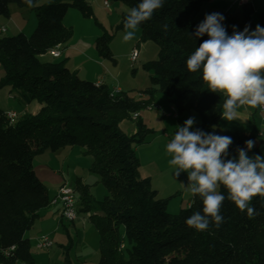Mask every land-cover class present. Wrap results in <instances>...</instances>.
Returning <instances> with one entry per match:
<instances>
[{"label":"trees","instance_id":"trees-1","mask_svg":"<svg viewBox=\"0 0 264 264\" xmlns=\"http://www.w3.org/2000/svg\"><path fill=\"white\" fill-rule=\"evenodd\" d=\"M36 1L32 0L36 26L29 36L22 32L0 35V87L9 86L24 104L39 103L35 112L16 114L13 121L0 108V261H32L24 233L50 201L46 186L33 169V158L48 150L78 145L92 156L89 170L107 191L95 200L88 184L80 179L74 182L78 212H88L97 229V264H264V196L252 198L249 206L257 214L249 218L247 210L242 212L221 184L217 192L225 196L221 207L224 222L219 228L210 223L204 231L189 227L186 220L192 214H203L202 199L192 194L189 206L168 212L169 197L158 196L149 177L140 175L135 152V145L152 129L139 116L134 119L133 133L120 127L123 118L139 113L153 93L160 91L178 101V113L197 112L199 121L193 130L231 137L230 157L236 156L237 148L246 147L247 140L255 141L249 156H264V138L257 130L217 128L227 95L211 92L202 70L193 73L186 67L187 58L209 38L207 34L194 37L199 24L195 16L203 0H163V7L139 26V40H152L158 46L157 58L142 65L153 71L156 88L145 89L149 98L140 99L123 91L112 94L106 84L80 78L65 66V60L41 61L40 55L71 37L72 28L62 23L68 7L87 17L92 10L87 0H50L35 5ZM118 1L129 8L121 14L118 26L124 29L127 14L141 0ZM10 3L28 6L25 0H0V16L8 15ZM212 12L225 17L222 23L229 35L233 25L236 31H243L246 25L250 31L257 24L264 27V14L258 15V22L253 21L251 2L242 4L241 16L231 10L213 9L209 14ZM95 47L113 60L105 35L96 38ZM11 246L14 248L7 254L3 252ZM62 264H72L67 252Z\"/></svg>","mask_w":264,"mask_h":264},{"label":"rangeland","instance_id":"rangeland-1","mask_svg":"<svg viewBox=\"0 0 264 264\" xmlns=\"http://www.w3.org/2000/svg\"><path fill=\"white\" fill-rule=\"evenodd\" d=\"M49 1L38 0L35 2V5L44 4ZM107 1L109 2V7L103 5V0H87L92 10V14L89 17L83 16L75 7H68L62 23L64 26L72 28V35L65 43L59 45L61 55L53 58L48 53H45L40 55L39 59L41 61L65 60V66L74 70L80 78L90 81L100 79L110 90H114L119 86L123 92H126L135 99H140L145 89L149 87L156 88V84L151 79L153 71L143 68L142 65L157 58L158 46L152 40H139L140 27L138 28L136 38L125 42L123 40L125 29L119 28L118 26L121 20V14L128 12L129 8L118 0ZM207 2V0H203L201 3L200 9L195 16L197 23H200L204 19L205 14H209L210 12V8L205 10V7H203ZM255 7H257V10L252 15V19L254 22H258L259 13L264 14V0H258L257 6ZM8 10L9 14L7 16H0V26L3 25L5 27V31H0V35L12 36L22 32L26 36H29L36 26V18L32 6H19L16 3H10ZM203 13L204 17H201ZM101 35L107 37V45L113 60L101 55L95 47V40ZM133 51L137 52V57L134 61L130 59ZM2 74V67L0 65V77ZM9 88V86L0 87L1 108L10 107L13 110L15 109L17 115H20L24 111H36L39 106L36 100L30 101L26 104L27 106H24V103L19 101V94L13 90L9 92ZM153 96L157 102L163 100L166 95L160 91H156L153 93ZM22 107L27 108L24 110ZM157 110L146 108V106L140 110L141 116L139 118L148 123L147 126L152 129V132L145 136L142 143L135 145V152L140 161L139 172L141 176L152 175L153 184L159 185V187L167 192L176 187L181 192L180 196L183 197V193V199L186 200L189 195V180L188 178H181L180 175L175 176L173 166L168 163L172 156L166 150L168 143L165 139L164 130L171 129L170 127L174 119L172 116H163L165 113L163 114L162 111ZM159 111L160 114L158 113ZM120 127L127 134H131L135 129V120L133 118H123L120 121ZM75 148H79L78 145ZM54 152L58 154L56 153L58 152L57 150H48L33 158V169L37 174H40V167L47 163L48 158ZM56 156L52 157L55 158ZM156 156L159 158L158 160L155 159ZM75 158L71 157L68 163L54 159L52 165L59 170L58 175L62 172L67 173L73 179L75 177H81L88 184L93 199H101L107 191L104 185L99 182L98 176L88 169L92 156L82 152L79 157ZM174 193L176 192H172V194ZM165 198H168L166 205L168 212L175 213L180 210L179 196L168 195ZM78 221L80 225L85 223L88 228L87 242L90 241L89 237L91 238V234L94 235L92 239V244L94 245L93 252L90 253L89 258L84 263L97 264L100 257L97 229L94 223L89 220L88 212L79 211ZM64 225L68 230L73 229L67 221L64 222ZM61 230V234H64L62 235V243L64 244H62L63 246H55V248L60 247L62 251V261L60 264L63 263L65 252L68 253L71 260V256L80 253L85 247L84 244L82 245L77 242L75 229H73V232H69V237H66L65 230L63 232Z\"/></svg>","mask_w":264,"mask_h":264},{"label":"clouds","instance_id":"clouds-1","mask_svg":"<svg viewBox=\"0 0 264 264\" xmlns=\"http://www.w3.org/2000/svg\"><path fill=\"white\" fill-rule=\"evenodd\" d=\"M33 6L32 0H25ZM163 7V0H141L131 9L124 21L125 42L136 38L139 26L152 18L157 9ZM225 17L219 12L205 14L196 26L194 37H209L187 58L190 72L202 70L203 80L214 93H224V114L228 121L237 116V108L249 105L264 109V27L259 24L250 31L246 25L243 31L227 33L222 23ZM167 29V25L164 26ZM195 117H189L183 126H177L174 138L166 150L172 156L168 161L175 176L187 172L190 192L203 201V214L196 212L187 220L189 227L199 231L214 223L219 228L224 222L221 207L225 196L217 192L224 185L231 199L249 218L257 213L249 204L256 195L264 196V156L248 155L255 141H245L246 147L237 148L236 156L230 157L229 147L233 140L215 132L193 130Z\"/></svg>","mask_w":264,"mask_h":264},{"label":"crops","instance_id":"crops-1","mask_svg":"<svg viewBox=\"0 0 264 264\" xmlns=\"http://www.w3.org/2000/svg\"><path fill=\"white\" fill-rule=\"evenodd\" d=\"M207 1H208L207 4H205V6H203V7H205V10H207L208 8H210V10H213V9L231 10L235 13V15L241 16L242 4H239L236 0H207ZM257 2H258V0H251V4L253 6L254 12H256V10H257V7H255V6H257ZM258 10H259V8H258ZM8 14H9V11H8ZM253 15H254V13H253ZM201 17H204V13L201 14ZM93 82L103 83L100 79H97ZM118 88H120V87L118 86ZM8 91L9 92L11 91L10 88L8 89ZM14 96H15V94H14ZM141 98H149V97L146 95V93H144ZM148 103L160 104L162 106V110H160V111H162L164 114V112L169 110V106L171 104H173L174 106L177 107L178 101L175 98L165 96V98H163V100L156 102L154 96L152 95V97L149 98ZM26 104H24V106H27ZM16 107H18V106H16ZM26 108L22 107V109H24V110H26ZM1 109H3L5 112H8V111L16 112L15 109L13 110L10 107L1 108ZM160 111L158 112L159 114H160ZM236 111H237V116L232 121H228L226 119V117L223 118L224 113L222 114V116L219 118L218 123H217V128L220 131L239 130V131L247 132V131H250L252 129H255V130H257L258 136L260 138H264V119H263L264 113L260 112L258 107L253 108V107L245 104V105H241L240 107H238ZM31 112L33 113L35 111L32 110ZM23 113H25V111ZM195 113L196 112H194V111H189V112H185V113H178V117H174L172 115H166V114L163 115L165 117H168V116L171 117L172 116L174 119L173 124H171V127H170L171 129L164 130V135H165V139H166L167 143H169L173 139L174 132H175L177 126L178 125L183 126V123L186 119H188L189 117H195V123H197L199 121V116ZM140 116H141V113L139 111V117ZM144 123L147 126L148 123L146 121ZM134 131H135V129H134ZM259 133H261V135ZM75 146L76 145L64 146V147H60V148L56 149L58 151L56 153H58V154H55V152H54L53 154L50 155L47 163H45V165L40 167L41 168L40 174H37L35 172L36 175L39 177V179L46 186L50 199L54 197L59 186L61 184H63L64 182L74 183L77 179H80L82 183L86 182L81 177H75L73 179V178L69 177V175L67 173L61 172V174L58 175L59 170L52 165V161L54 159L61 160L63 163H68V160L71 157H74V158L79 157L80 153H82V148L80 146H78L79 148H75ZM63 149H65V150H63ZM135 151H136V148H135ZM56 155H58V156H56ZM52 156H56V157L54 158ZM155 159L158 160L159 158H157V156H156ZM158 176H161V175H158ZM180 176H181V178L182 177L188 178L187 172H184V171H182L180 173ZM143 177H149L150 182H151V186L157 190L158 196H161V197H165L168 195L177 196V197L179 196L180 197V202H179L180 208H183V206L186 207V206L190 205V203L192 201V193L190 192V188H189L188 198L186 200H184L183 199L184 194L182 193L183 197H181L180 196L181 192L178 191L176 187L173 190L167 192L164 189H162L161 187H159V185L153 184V176L152 175H146ZM161 192H165V193H161ZM172 192H176V193L172 194ZM78 220L79 219L74 220V221H68L65 218H63V216L61 214L60 204H56V205L55 204L54 205L49 204L48 206L41 208L38 212V217L33 222L32 227L29 228L28 230H26L24 233L25 237H27L29 242H30V246H31L30 252L32 255V261L31 262H23L20 260H16L15 262L10 263V264H27V263H29V264H60L62 261L61 260V252L62 251H61L60 247L55 248V246L56 245L63 246L62 244H64V243H62L63 242L62 241V239H63L62 235H64V234H61V232H60L61 229L65 230V232H66L65 235H67L66 237H69V232L70 231L73 232V229H75L77 242L81 243L82 245L84 244L85 247L81 250L80 253L71 256V258H72L71 262H72V264H85L84 262L86 261L87 258H89L88 256L90 255V253L93 252V246L94 245L92 244V239H93L94 235L91 234V238L89 237L90 241L87 242L88 228H87L85 223H82L80 225ZM66 221L68 224L71 225V227L73 229L68 230V228H66V226L64 225V222H66ZM63 230H61V231L63 232ZM40 234H47L52 239L53 245L49 248H44V249L37 248L35 246L36 238ZM0 264H5V263H2L0 261Z\"/></svg>","mask_w":264,"mask_h":264},{"label":"built area","instance_id":"built-area-1","mask_svg":"<svg viewBox=\"0 0 264 264\" xmlns=\"http://www.w3.org/2000/svg\"><path fill=\"white\" fill-rule=\"evenodd\" d=\"M236 1L239 4H243L245 2H249L250 0H236ZM103 5L105 7H109V2L107 0H103ZM0 31L1 32L5 31V27L0 26ZM47 53L54 58L59 57L61 55L59 45H55V46L51 47L50 49H48ZM136 57H137V52L133 51L130 55V59L132 61H134L136 59ZM96 84H99V83H96ZM120 91H121L120 88L117 87L116 89L112 90V94H116ZM141 95H143V94H141ZM146 108L162 110V106L159 104H155V103L146 104ZM258 109L260 112L264 113V109H262L261 107H258ZM164 113L166 115H172L174 117H178L177 108L173 104H171L169 106V110L164 112ZM6 116L11 121H13L16 117V113L14 111H8V112H6ZM138 116H139L138 112L132 113L133 119L137 118ZM263 119H264V117H263ZM176 130H177V128H176ZM176 130H175V132H176ZM175 132H174V134H175ZM259 134L261 135V133H259ZM77 200H78V197H77V193H76L74 183L64 182L63 184H61L59 186L54 197L50 199L49 204L50 205L60 204L61 214H62L63 218H65L68 221H74V220L79 219V212L77 209ZM52 245H53V241L47 234H40L39 236H37L36 243H35V246L37 248L44 249V248H49ZM13 248H14V246L6 248L5 250H3V252L7 254L9 252V250H11ZM27 264H29V263H27Z\"/></svg>","mask_w":264,"mask_h":264}]
</instances>
